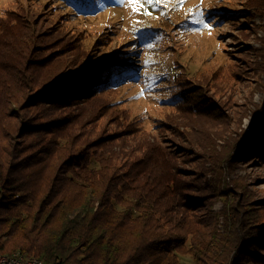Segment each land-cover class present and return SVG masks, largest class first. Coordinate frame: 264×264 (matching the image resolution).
<instances>
[{"label":"trees","instance_id":"1","mask_svg":"<svg viewBox=\"0 0 264 264\" xmlns=\"http://www.w3.org/2000/svg\"><path fill=\"white\" fill-rule=\"evenodd\" d=\"M29 19H10L9 14L0 19V72H18L20 84L9 91L10 81L0 79V252L20 251L45 264H184L183 256L191 257L193 264H264V221L245 224L243 216L259 208L243 203L237 188L224 192L229 189L226 176L211 181L207 173L182 166L173 145L149 137L138 119L119 109L120 101L98 99L117 90L119 79L133 80L140 74L129 68L120 71L116 58L107 64L58 69L61 56L55 50L31 56L33 32L22 38L11 33L18 24L28 26ZM25 72L53 73L42 87L27 93ZM42 95L61 109L95 103L96 122L110 116L106 130L71 151V145L55 149L60 139L54 138L49 148L40 146L21 156L8 144L10 118ZM66 115L60 116L63 125L78 117L74 112ZM261 119L260 139L264 114ZM116 122L119 128L112 130ZM82 135L73 132L64 145ZM135 135L139 139L131 144L127 138ZM261 143V150L256 147L260 156ZM42 151L46 155L41 156ZM52 152L43 174L42 163ZM30 168L27 176L21 175ZM219 195H234V200L216 212L211 201ZM228 205L221 232L219 216Z\"/></svg>","mask_w":264,"mask_h":264},{"label":"rangeland","instance_id":"2","mask_svg":"<svg viewBox=\"0 0 264 264\" xmlns=\"http://www.w3.org/2000/svg\"><path fill=\"white\" fill-rule=\"evenodd\" d=\"M135 2L136 12L129 0H0V19L8 14L20 20L29 16L28 26L18 24L11 33L22 38L33 32L30 55L55 50L61 56L58 69L105 60L107 64L116 58L120 71L129 68L140 74L133 80L119 79L117 90L98 99L120 101L119 109H127L131 120L138 119L149 137L173 145L185 168L207 173L211 181L226 176L229 189L224 192L237 188L243 203L259 208L244 214V223L264 221V154L256 151V147L261 150V142L264 149V136L257 135L264 114V0ZM206 23L210 27H204ZM25 73L28 93L42 87L53 72ZM18 76V72H0L5 84L10 81L9 91L20 88ZM49 101L43 95L36 97L10 118L8 144L21 156L40 146L49 148L54 138L62 144L59 140L55 149L71 145V151L106 130L110 116L96 122L95 103L61 109ZM73 112L78 115L73 122L82 120V126L63 125L60 116ZM116 128L118 122L112 130ZM73 132L84 135L64 145V138ZM127 139L135 144L139 137ZM52 155L42 163L43 174ZM216 165H221L220 171H214ZM226 198H213L212 210L222 211L234 195ZM229 212L228 205L225 214L220 213L221 232ZM183 263L193 264L189 256H183Z\"/></svg>","mask_w":264,"mask_h":264},{"label":"built area","instance_id":"3","mask_svg":"<svg viewBox=\"0 0 264 264\" xmlns=\"http://www.w3.org/2000/svg\"><path fill=\"white\" fill-rule=\"evenodd\" d=\"M0 264H45V261L36 256H25L20 251L12 254L0 252Z\"/></svg>","mask_w":264,"mask_h":264},{"label":"snow or ice","instance_id":"4","mask_svg":"<svg viewBox=\"0 0 264 264\" xmlns=\"http://www.w3.org/2000/svg\"><path fill=\"white\" fill-rule=\"evenodd\" d=\"M129 2L132 3L134 12L139 10V6L136 4L135 0H129ZM153 2H154V0H148L149 4H152ZM156 2H158V0H156ZM182 3H183V0H181V4ZM146 14H151V13H146ZM201 23H203V22L201 21ZM204 27H210V24L206 23V24H204Z\"/></svg>","mask_w":264,"mask_h":264}]
</instances>
